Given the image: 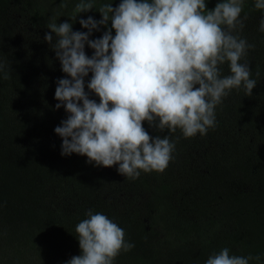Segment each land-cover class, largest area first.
<instances>
[{
    "label": "trees",
    "instance_id": "obj_1",
    "mask_svg": "<svg viewBox=\"0 0 264 264\" xmlns=\"http://www.w3.org/2000/svg\"><path fill=\"white\" fill-rule=\"evenodd\" d=\"M80 2L0 0V264H67L82 254L75 229L89 210L117 223L135 245L113 264H206L225 247L230 255L261 257L249 264H264V10L243 0L247 19L233 33L255 45L240 61L257 81L252 95L232 89L206 135L158 132L145 121L151 136L175 141L174 159L163 173L141 171L133 180L118 165L62 156L54 132L68 115L63 106L55 109L54 98L66 74L44 40L48 25L68 22L86 32L81 18L100 20L104 4L115 8L121 0H90L93 9L84 13L76 11ZM218 2L206 0L207 8ZM85 52L91 57L94 50L86 45ZM220 67L222 76L231 74L228 62ZM89 98L99 103L94 93Z\"/></svg>",
    "mask_w": 264,
    "mask_h": 264
},
{
    "label": "clouds",
    "instance_id": "obj_2",
    "mask_svg": "<svg viewBox=\"0 0 264 264\" xmlns=\"http://www.w3.org/2000/svg\"><path fill=\"white\" fill-rule=\"evenodd\" d=\"M242 5L243 0H220L209 10L206 0H121L115 8L104 4L100 20L81 18L86 32L73 31L68 22L50 23L44 40L66 74L56 81L54 95L59 101L55 109L63 106L68 113L54 129L62 138L61 155L86 156L94 166L118 165L119 174L133 180L141 171L163 173L174 159L176 143L169 134L151 136L145 121L158 132L206 135L216 126V107L232 89L243 87L251 96L257 85L249 64L240 63L255 45L233 34L247 19H241ZM254 7L264 10V0H255ZM92 9L90 0L76 7L78 13ZM109 22L100 38L90 39ZM259 30L264 32V18ZM86 45L94 50L91 57ZM226 62L231 74L222 76L220 66ZM86 215L75 229L82 254L67 264H113L122 251L134 248L106 215L91 210ZM260 259L230 255L225 247L206 264Z\"/></svg>",
    "mask_w": 264,
    "mask_h": 264
}]
</instances>
